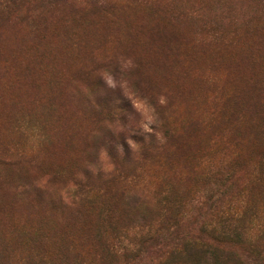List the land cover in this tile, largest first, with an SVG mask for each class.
Returning a JSON list of instances; mask_svg holds the SVG:
<instances>
[{"label": "rangeland", "instance_id": "1", "mask_svg": "<svg viewBox=\"0 0 264 264\" xmlns=\"http://www.w3.org/2000/svg\"><path fill=\"white\" fill-rule=\"evenodd\" d=\"M0 264H264V0H0Z\"/></svg>", "mask_w": 264, "mask_h": 264}, {"label": "clouds", "instance_id": "2", "mask_svg": "<svg viewBox=\"0 0 264 264\" xmlns=\"http://www.w3.org/2000/svg\"><path fill=\"white\" fill-rule=\"evenodd\" d=\"M131 66H132V62H131V60H128V61L123 63L122 69H127V68H130ZM100 76L103 77V79L105 80V82L107 83V85L109 87H112V88L121 87L125 90L126 95H128V93L126 91V89H127L126 81L117 80L112 73L107 72V71L101 72ZM129 98H131V97H129ZM132 103H133V106H134V109L136 110V112H138L142 117L141 121H140V127H142L144 132H146L148 134H154L156 136L157 140L162 143L163 141H162L160 135L154 131V127H153L154 125L157 124V117L154 113V110L146 107L145 104L138 99H132ZM161 103H164L163 99H161ZM119 131H123V128L121 127L119 129ZM146 139H147V137H146ZM128 143L132 146L133 153L138 151L139 144L136 141L129 138ZM100 160L103 164V168H104L105 172L110 171L111 167H112V165L110 163L111 157L108 155L106 150L101 151Z\"/></svg>", "mask_w": 264, "mask_h": 264}, {"label": "trees", "instance_id": "3", "mask_svg": "<svg viewBox=\"0 0 264 264\" xmlns=\"http://www.w3.org/2000/svg\"><path fill=\"white\" fill-rule=\"evenodd\" d=\"M150 143L149 145H151L150 148L157 146L156 145V140L153 139H149ZM188 241L181 243L185 248V253L188 256H193V255H197V254H201L203 255V253H205V251H207L206 247H208V245L205 243V241H203V237L197 236V237H193L192 235L188 236Z\"/></svg>", "mask_w": 264, "mask_h": 264}]
</instances>
